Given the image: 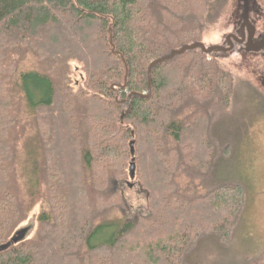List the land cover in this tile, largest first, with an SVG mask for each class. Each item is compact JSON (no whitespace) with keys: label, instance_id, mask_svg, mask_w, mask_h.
Returning <instances> with one entry per match:
<instances>
[{"label":"trees","instance_id":"16d2710c","mask_svg":"<svg viewBox=\"0 0 264 264\" xmlns=\"http://www.w3.org/2000/svg\"><path fill=\"white\" fill-rule=\"evenodd\" d=\"M221 1L0 0V244L37 213L0 264H204V240L229 243L246 194L219 177L220 154L237 152L231 114L214 132L261 100L234 96L233 74L198 49L154 66L142 96L148 65L203 41ZM131 141L149 213L126 221Z\"/></svg>","mask_w":264,"mask_h":264},{"label":"rangeland","instance_id":"374dc122","mask_svg":"<svg viewBox=\"0 0 264 264\" xmlns=\"http://www.w3.org/2000/svg\"><path fill=\"white\" fill-rule=\"evenodd\" d=\"M234 2L235 0H222L221 4L215 7L214 12H211L210 26L203 39L205 44L215 45L221 40L222 34L230 28L234 15ZM258 2L261 3L263 0H258ZM260 24L264 27V18H261ZM233 59L230 56L226 57L225 65L222 66L235 77L238 91L234 93V96H237V93L244 94V90L248 89L256 93L255 98L253 94L248 96L250 103L254 99L261 100V103L259 101L258 106L255 107L258 112L256 113L255 110L251 112L252 118L240 113L237 106L235 107L237 111L225 110L218 127L221 136L223 129L221 121L231 114V118L227 121L230 123L228 126L226 123L225 131L238 140V153L230 151L227 154H220L219 177L220 180L234 178L243 183L246 187L245 203L229 243L221 245L216 240L213 242L204 240L198 246V255L200 262L202 261L204 264H264V93L259 92L261 83L258 79L260 71L264 74V57L249 58L247 64L241 63L239 58L236 62L232 61ZM30 70L38 71L28 62L25 71ZM74 72L72 78L78 80L82 74L81 70L76 69ZM217 105L222 110L220 101ZM219 109H216L217 112ZM218 119L216 122L219 121ZM219 132L215 131L214 134L217 136L216 133H218L219 136ZM26 145L27 150L30 151L31 137L29 135L26 141L20 140L17 143L19 149L26 148ZM35 158L37 159L34 156ZM23 166L25 170L33 169L31 168V159H27V156L24 157V155L18 159L17 169L21 170ZM116 190L122 194L124 204L120 216L124 220H134L148 215L145 192L138 185L133 184L130 187L128 183L118 182ZM33 215H37L36 210L32 212L30 218ZM29 221H32V232L35 219Z\"/></svg>","mask_w":264,"mask_h":264},{"label":"flooded vegetation","instance_id":"af4514ba","mask_svg":"<svg viewBox=\"0 0 264 264\" xmlns=\"http://www.w3.org/2000/svg\"><path fill=\"white\" fill-rule=\"evenodd\" d=\"M233 7L234 15L231 26L227 32L222 34L221 40L215 44L218 48L210 55L221 65H225L226 57L229 56L234 58L232 60L234 62L239 58L241 63L246 64L249 62V58L264 57V27L260 24L261 18H264V0L261 3L258 0H235ZM258 79L261 83L259 92L264 93L262 71L258 73ZM216 132L219 130L216 129ZM216 134L218 135V133ZM29 220L22 226L28 228L26 237L32 230V221Z\"/></svg>","mask_w":264,"mask_h":264},{"label":"water","instance_id":"95a60500","mask_svg":"<svg viewBox=\"0 0 264 264\" xmlns=\"http://www.w3.org/2000/svg\"><path fill=\"white\" fill-rule=\"evenodd\" d=\"M109 32H111V30H109ZM110 43H112L111 39H110ZM217 48H218V46H216L214 44L207 45L203 41H194V42L183 44V45H181L178 48L171 49L167 54L156 58L155 60H153L148 65V68H147L148 94L147 95H142V96H149L150 93H151V74H152V69H153L154 66H156L158 64H162L164 62H168V61L172 60L173 58H175L176 56H179V55H182V54L186 53L187 51L198 49L202 54L210 55ZM112 50H113V47H112ZM124 66H125V71H126L125 81H124L125 82L124 85H125L126 84V78H127V76H126L127 75V69H126L125 62H124ZM131 97L132 96L130 94L128 96V99L125 100L124 102H127L129 104L130 100H131ZM115 101L120 103V101H118V94H116ZM130 154H131V162H130V165H129L130 181H127V183H128V185L130 187H132V185H133L132 180L134 179L135 170H136L135 158H134V155H135L134 141L130 142ZM27 232H28V228L27 227H21L18 230H16L8 241H6L5 243L0 244V252L8 249L12 245L24 240L26 238Z\"/></svg>","mask_w":264,"mask_h":264}]
</instances>
